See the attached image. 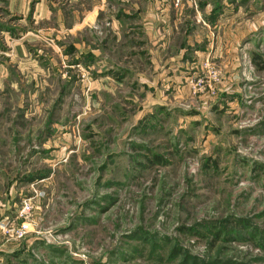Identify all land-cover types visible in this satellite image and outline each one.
I'll use <instances>...</instances> for the list:
<instances>
[{"label": "rangeland", "instance_id": "374dc122", "mask_svg": "<svg viewBox=\"0 0 264 264\" xmlns=\"http://www.w3.org/2000/svg\"><path fill=\"white\" fill-rule=\"evenodd\" d=\"M40 3L0 0V264H264V0H214V56L167 103L120 75L151 62L108 3L93 31L98 0ZM27 200L30 233L5 236Z\"/></svg>", "mask_w": 264, "mask_h": 264}, {"label": "crops", "instance_id": "0c3cea01", "mask_svg": "<svg viewBox=\"0 0 264 264\" xmlns=\"http://www.w3.org/2000/svg\"><path fill=\"white\" fill-rule=\"evenodd\" d=\"M87 1L71 0L81 6ZM107 3L115 10V13L110 14L113 17L111 21L116 46H123L122 42L128 38L139 47L134 57L146 56L144 58L151 62L146 67L150 70L144 67L140 72L137 68L124 69L120 75L130 76L131 85H141L144 92H160L161 98L157 103L168 102L163 93L175 85L171 83L172 76L179 79V76L184 78L193 75L194 66L197 65L195 61L202 60L208 53L214 56V0H188L180 10L172 7L171 0H98L97 6L83 13L85 18L81 24H74L72 35L85 28L93 31L98 17L108 7ZM38 6H41L39 10L44 14L43 0ZM227 12L225 8L223 15ZM78 25L80 29L77 31ZM224 26L227 27V22L221 24L218 21L215 29ZM220 37L225 38V32ZM73 49L72 55L79 54L86 62L92 59L97 61V65L93 64L92 68L99 70L97 75L109 79L111 69L107 68L103 52L93 50L91 43L84 40L74 43ZM120 70L116 69L115 72ZM184 85L188 89L189 83Z\"/></svg>", "mask_w": 264, "mask_h": 264}, {"label": "built area", "instance_id": "2783aa9c", "mask_svg": "<svg viewBox=\"0 0 264 264\" xmlns=\"http://www.w3.org/2000/svg\"><path fill=\"white\" fill-rule=\"evenodd\" d=\"M187 0H171L175 7H181ZM211 80L214 81V69H209ZM42 196V195H41ZM33 203L32 200H27L23 203L17 221L4 222L2 231L5 236H12L15 240H23L30 233V227L33 224Z\"/></svg>", "mask_w": 264, "mask_h": 264}]
</instances>
